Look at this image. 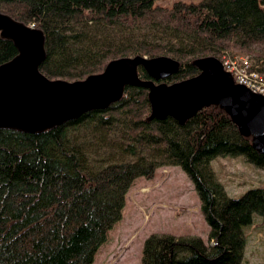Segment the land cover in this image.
Listing matches in <instances>:
<instances>
[{"label": "trees", "instance_id": "1", "mask_svg": "<svg viewBox=\"0 0 264 264\" xmlns=\"http://www.w3.org/2000/svg\"><path fill=\"white\" fill-rule=\"evenodd\" d=\"M156 1L0 0V13L43 33L39 72L49 80L82 81L116 59L165 56L180 64L163 81L170 85L198 76L195 60L222 61L225 52L249 56L264 74V0ZM17 54L0 37V66ZM138 76L150 80L141 67ZM150 115L147 91L127 88L109 108L41 133L0 130V264H93L135 181L167 167L193 183L210 245L151 235L141 264H240L264 190L228 197L211 162L241 156L264 171V155L218 107L183 125Z\"/></svg>", "mask_w": 264, "mask_h": 264}, {"label": "water", "instance_id": "2", "mask_svg": "<svg viewBox=\"0 0 264 264\" xmlns=\"http://www.w3.org/2000/svg\"><path fill=\"white\" fill-rule=\"evenodd\" d=\"M0 37L13 42L17 56L0 66V130L37 134L118 103L127 88L147 91L150 119L183 125L199 111L220 108L251 147L264 155V97L235 85L215 57L193 62L200 74L166 84L180 64L168 57H130L109 62L82 81L49 80L39 72L45 59L44 35L0 13ZM150 80H141L138 68ZM227 79L231 84L226 83Z\"/></svg>", "mask_w": 264, "mask_h": 264}, {"label": "rangeland", "instance_id": "3", "mask_svg": "<svg viewBox=\"0 0 264 264\" xmlns=\"http://www.w3.org/2000/svg\"><path fill=\"white\" fill-rule=\"evenodd\" d=\"M178 1L201 0H157L155 5L169 8ZM229 57L231 54L225 52L221 60ZM211 167L230 198H239L255 188L264 190V171L241 156L218 157ZM208 234L209 227L191 180L179 167L161 168L153 179L135 181L126 194L121 221L110 231L108 242L99 249L93 264H141L143 244L151 235L197 238L208 246ZM244 234L246 245L240 264H264V214L255 216Z\"/></svg>", "mask_w": 264, "mask_h": 264}, {"label": "built area", "instance_id": "4", "mask_svg": "<svg viewBox=\"0 0 264 264\" xmlns=\"http://www.w3.org/2000/svg\"><path fill=\"white\" fill-rule=\"evenodd\" d=\"M253 66L250 59L240 55L222 60L223 71L232 78L235 85L243 86L264 97V74Z\"/></svg>", "mask_w": 264, "mask_h": 264}, {"label": "bare ground", "instance_id": "5", "mask_svg": "<svg viewBox=\"0 0 264 264\" xmlns=\"http://www.w3.org/2000/svg\"><path fill=\"white\" fill-rule=\"evenodd\" d=\"M221 64H222V62H221Z\"/></svg>", "mask_w": 264, "mask_h": 264}]
</instances>
